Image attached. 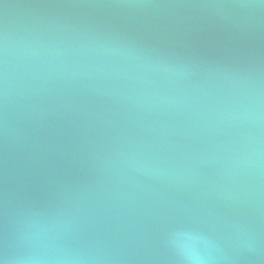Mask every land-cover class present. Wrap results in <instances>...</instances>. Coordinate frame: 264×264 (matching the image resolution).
Here are the masks:
<instances>
[{
	"label": "water",
	"instance_id": "water-1",
	"mask_svg": "<svg viewBox=\"0 0 264 264\" xmlns=\"http://www.w3.org/2000/svg\"><path fill=\"white\" fill-rule=\"evenodd\" d=\"M0 264H264V3L0 0Z\"/></svg>",
	"mask_w": 264,
	"mask_h": 264
},
{
	"label": "clouds",
	"instance_id": "clouds-1",
	"mask_svg": "<svg viewBox=\"0 0 264 264\" xmlns=\"http://www.w3.org/2000/svg\"><path fill=\"white\" fill-rule=\"evenodd\" d=\"M262 3H264V0H261Z\"/></svg>",
	"mask_w": 264,
	"mask_h": 264
}]
</instances>
